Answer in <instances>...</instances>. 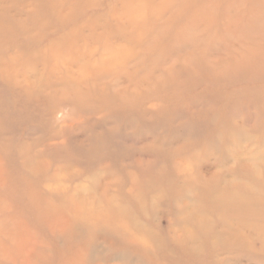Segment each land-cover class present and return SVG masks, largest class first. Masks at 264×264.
Segmentation results:
<instances>
[{"label":"rangeland","instance_id":"1","mask_svg":"<svg viewBox=\"0 0 264 264\" xmlns=\"http://www.w3.org/2000/svg\"><path fill=\"white\" fill-rule=\"evenodd\" d=\"M0 264H264V0H0Z\"/></svg>","mask_w":264,"mask_h":264}]
</instances>
